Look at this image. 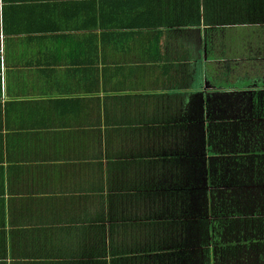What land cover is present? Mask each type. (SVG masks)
<instances>
[{
	"label": "crops",
	"instance_id": "0c3cea01",
	"mask_svg": "<svg viewBox=\"0 0 264 264\" xmlns=\"http://www.w3.org/2000/svg\"><path fill=\"white\" fill-rule=\"evenodd\" d=\"M262 73L264 0H0V264H264Z\"/></svg>",
	"mask_w": 264,
	"mask_h": 264
},
{
	"label": "trees",
	"instance_id": "16d2710c",
	"mask_svg": "<svg viewBox=\"0 0 264 264\" xmlns=\"http://www.w3.org/2000/svg\"><path fill=\"white\" fill-rule=\"evenodd\" d=\"M262 74L264 76V73H262ZM262 79L264 80V77ZM261 87H264V81H263V86H259V88H261ZM260 95H261L260 98L264 97V91ZM260 98H259V100H260ZM222 206H223V210H224L225 209V204H222ZM235 224H238L237 221L235 222Z\"/></svg>",
	"mask_w": 264,
	"mask_h": 264
}]
</instances>
